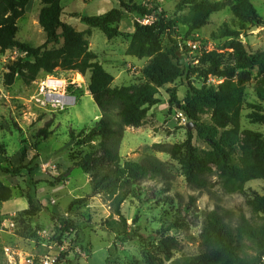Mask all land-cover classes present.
Masks as SVG:
<instances>
[{
    "label": "trees",
    "instance_id": "trees-1",
    "mask_svg": "<svg viewBox=\"0 0 264 264\" xmlns=\"http://www.w3.org/2000/svg\"><path fill=\"white\" fill-rule=\"evenodd\" d=\"M28 3L29 0L0 1V55L9 50L20 53L5 75L4 86L11 87L17 80L31 85L40 76L53 75L58 69L91 75L89 92L101 117L81 134L70 133L74 146L90 150L73 166L89 177V197L102 195L110 204L108 224L119 242L143 239L138 231L131 230L122 213L125 202L141 190L154 196L159 192L169 193L172 180L167 163L152 154L145 153L138 161L122 162L121 145L126 130L143 126L150 110L160 102L159 90L175 85L185 75L190 78L199 74L205 81L209 76L227 80L216 87L205 81L200 88L188 83V93L183 101H180L176 87L169 89L170 107L182 111L195 128L189 131L188 140L183 144H156L152 148L178 161L193 193L215 197L213 190L218 188L222 195H243L248 182L264 180V134L242 125L246 91L251 83H254L257 101L250 105L253 111L246 119L250 124L264 125V49L247 54L241 46L233 59H226L216 52L191 57L174 39L168 49L163 45L165 34L178 37L179 25L186 26L190 33L199 31L209 25L214 14L226 9H230L242 26H264V19L253 0H176L174 17L160 13L157 0H120L119 8L105 15L82 16V21L89 27L82 33L61 21V0H41L40 24L47 34V41L40 47L18 38V21L24 16ZM127 16H138L140 20L155 18L151 25L135 21V32L127 49L129 56L149 59L142 71L146 85L137 92L131 87H113L114 77L91 50L87 39L93 29L102 31L109 40L120 37L119 24ZM234 35L236 33L225 26L213 34V38H233ZM195 60L197 67L192 69ZM205 116L209 121H204ZM194 133L199 141L209 146V151H201L193 145ZM5 152L0 155L8 158ZM24 157L25 152L21 164L11 172L18 174L25 170ZM12 197V190L0 182V203L8 202ZM198 198L192 195L186 203L178 201L176 213L180 217L166 231L176 228L180 219L199 226V254L174 258L173 251L180 245L175 238H166L160 245L165 258L151 264H264V196L256 195L247 200L251 217L242 209L235 213L218 204L213 210L200 212ZM173 200L169 196L163 201L159 199L157 204L170 206ZM28 204L32 207L30 200ZM183 212L186 215L182 218ZM57 222L63 227L71 224L68 219ZM134 222L136 224L137 219Z\"/></svg>",
    "mask_w": 264,
    "mask_h": 264
},
{
    "label": "rangeland",
    "instance_id": "rangeland-1",
    "mask_svg": "<svg viewBox=\"0 0 264 264\" xmlns=\"http://www.w3.org/2000/svg\"><path fill=\"white\" fill-rule=\"evenodd\" d=\"M157 1L161 6L160 13L174 17L176 0ZM253 2L264 19V0ZM94 9L91 6L89 12L94 14ZM235 23L232 12L226 9L214 14L209 25L199 31L190 33L186 26L179 25L178 37L165 34L163 45L168 49L174 39L189 56L199 57L201 53L193 52L187 45L189 41L198 40L202 47H208L211 53L222 54L226 59H233L241 46L247 54L264 49L251 46V31L254 29L251 24L242 26ZM225 26L236 35L233 38L214 39L213 34L219 33ZM124 28L128 30L129 26ZM95 32L96 50L102 53L106 49L107 37L100 30L96 29ZM18 58L13 50L0 55V152L6 149L8 155V158H3L6 162L0 166V182L9 187L13 194L11 200L0 203V264H29L34 258L35 264H40L47 257L55 259L54 264H151L165 258L160 245L166 238H175L180 245L178 250L173 251L174 258L197 255L200 252L199 226L180 219L176 228L166 231L180 217L176 213L178 201L186 203L192 195L199 196L197 206L200 212L213 210L218 204L235 213L242 209L248 217L252 216L246 202L256 195L264 196V180L248 182L243 195H222L218 188L213 190L215 197L193 193L178 161L152 148L156 144L175 145L188 140V127L176 118L177 108L170 107L168 90L176 87L179 99L183 101L188 93V83L200 88L205 80L199 74L190 78L185 75L175 85L159 90L160 102L142 129L129 127L122 141V162L138 161L145 153L152 154L167 163L172 180L169 193L159 192L154 196L149 191L141 190L125 202L122 213L131 230L138 231L143 239L119 242L108 224L110 204L102 195L89 197L88 176L73 166L80 156L90 150L74 146L75 141L70 139V133L74 131L79 135L88 130L101 113L89 92V74L83 76L58 69L53 75L40 76L31 85L17 80L11 87H5V75ZM131 61L140 62L138 59ZM104 67L110 74L115 73L112 67ZM196 67L195 63L191 66L192 69ZM125 73L132 78L129 87L133 92L146 85L138 68ZM52 78L68 83L67 93L76 98L75 105L61 109L48 102L43 104L46 100L41 93L42 87ZM253 85L251 83L246 91L242 125L264 134V125L250 124L246 119L253 111L250 107L255 98ZM203 119L209 121L208 116ZM42 131L48 134L44 135ZM193 145L201 151L210 150L206 143L197 139L195 133ZM18 152L19 157L15 155ZM23 152L22 165L25 170L18 174L11 172L21 164ZM169 196L174 198L173 205L157 204L159 199L163 201ZM29 200L32 207L28 204ZM185 215L183 212L181 217ZM12 216H15L16 227L8 230L3 224ZM58 219H68L71 224L63 227L57 222ZM40 231L48 233L40 234Z\"/></svg>",
    "mask_w": 264,
    "mask_h": 264
},
{
    "label": "crops",
    "instance_id": "crops-1",
    "mask_svg": "<svg viewBox=\"0 0 264 264\" xmlns=\"http://www.w3.org/2000/svg\"><path fill=\"white\" fill-rule=\"evenodd\" d=\"M119 4H120V0H61V6L63 8L61 21L65 24L72 26L78 32L81 33L86 32L89 29V27L82 21V16L105 15L110 11L119 8ZM91 6L95 8L93 10L96 11L94 14H91V12H89L90 11L89 8ZM42 9H43V5L41 3V0H29L24 16L20 18L18 21L19 40H21L24 43L30 44L31 46L34 47H40L44 45L47 41V34L40 24V15ZM139 20L140 19L138 16L125 17L122 20V22L119 24V32L121 33V36L114 38L113 40H109L107 38L106 49L103 50L102 53H99L96 50V41L94 39V35L96 34L95 32L96 29H93L92 34L87 37L88 41L90 42L91 50H93L99 56V60L102 63V65L103 66L108 65L115 70V73L111 74L114 77L113 87H119V88L129 87L131 85L132 78L130 79V77L125 72L127 70L130 71L131 68L134 69L138 68L140 74H142L143 69L149 62V59L141 60L127 55V49L129 47L130 37L135 32L134 23L135 21H139ZM128 26L129 28L128 30H126L124 27H128ZM251 34L253 35L251 37L252 38L251 46L255 48L264 47V26L255 27L251 31ZM131 59H138L140 62L134 63L131 61ZM90 76L91 75L89 74V77ZM124 83H128V84H124ZM256 101H257V97L255 94L254 102ZM153 110L154 107L150 110L149 115L153 112ZM100 117H101V113L100 115L97 116V121L100 119ZM128 129L129 128H127L126 132H128ZM136 129H142V126ZM15 155L19 157V152L16 153ZM3 158H5V156L0 155V163L2 164L6 162L5 159ZM87 178L89 183L90 181L89 177ZM27 208L25 210H27ZM14 213L16 212H12V214Z\"/></svg>",
    "mask_w": 264,
    "mask_h": 264
},
{
    "label": "built area",
    "instance_id": "built-area-1",
    "mask_svg": "<svg viewBox=\"0 0 264 264\" xmlns=\"http://www.w3.org/2000/svg\"><path fill=\"white\" fill-rule=\"evenodd\" d=\"M153 19L154 18L146 17L141 19L140 22L144 25H151L154 21ZM200 44L201 43L198 40L187 42V45L192 49L193 52L197 51L200 52L201 54L203 52L211 53V50L208 49V47H202ZM13 53L16 56H20V53L16 50H13ZM194 63L197 64L198 63L197 60H195ZM226 80L227 78L225 77L209 76L208 79L205 81V83L209 86L216 87L225 83ZM68 86L69 85L65 80L54 79V78L47 80L41 90V93L44 95L43 97L45 98L46 101L43 103V102H39L40 100H37V102L43 104H46V102H48L61 109H65L68 106L75 105L76 98L67 93ZM176 118L180 120L183 125H188L189 123L184 113L178 109L176 112ZM14 218L15 216L6 219V222L3 224V227L8 230L14 229L16 227V221ZM38 233L42 234L48 232L40 231ZM9 250L10 249H7V252H10ZM54 263H55V259H51L50 257H47L44 260L40 261V264H54ZM29 264H35V258L32 259V261H29Z\"/></svg>",
    "mask_w": 264,
    "mask_h": 264
},
{
    "label": "water",
    "instance_id": "water-1",
    "mask_svg": "<svg viewBox=\"0 0 264 264\" xmlns=\"http://www.w3.org/2000/svg\"><path fill=\"white\" fill-rule=\"evenodd\" d=\"M187 127H188V130L191 131L195 128V124L190 122V123H188Z\"/></svg>",
    "mask_w": 264,
    "mask_h": 264
}]
</instances>
